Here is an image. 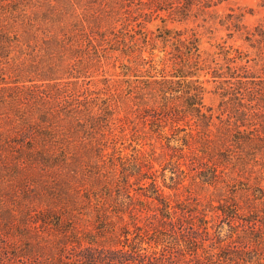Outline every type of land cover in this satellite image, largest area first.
<instances>
[{
	"label": "rangeland",
	"instance_id": "obj_1",
	"mask_svg": "<svg viewBox=\"0 0 264 264\" xmlns=\"http://www.w3.org/2000/svg\"><path fill=\"white\" fill-rule=\"evenodd\" d=\"M229 9L234 10V17L243 15L241 26L252 29L264 16V0H229L216 7L210 17L198 16L181 23H164L166 15L160 11L145 22L153 43H144L136 36L130 54L114 51L110 58H99L98 63H90L91 68L86 66L87 75L82 72L84 65L75 67L78 75L73 73L74 80L65 76L43 79L48 77V66L34 59L36 64L26 63L24 80L0 82L2 264L45 262L48 252L44 251L45 234L39 218L42 212L50 214L52 210L63 214L61 221L69 241L84 242L94 237L89 240L96 241L92 245L95 253L117 248L111 243L116 242L111 229L122 241L123 227L130 231L129 240H134L139 231L155 226L152 218L161 207L162 197L170 201L174 220L191 225L194 232L203 231L196 224L205 221L211 240L226 237L229 226L249 231L258 228L249 222V215L264 212V118L254 117L251 113L257 112L258 106H251L264 96V73L251 67L256 57L246 45L245 35L223 24ZM165 25L171 31L186 29L184 39H191L193 33L199 40L198 59L193 70H187L193 74L190 80H161L165 72L175 76L173 66L180 56L175 51L174 34L166 41L161 38ZM30 49L26 58L35 55ZM185 52L182 48L181 53ZM244 54L242 65L255 73V80L233 78V68L240 64L229 61ZM129 62L138 67V80L135 74H121L120 66ZM163 69L165 72L160 71ZM147 81L153 85H146ZM168 81L173 82L171 90L162 87ZM244 81L249 85H240ZM57 82L64 84L60 87L70 97L58 93ZM69 82L73 88H68ZM181 82L188 87L191 83L190 93L176 85ZM252 82L260 88L253 96ZM7 89L19 93L14 104L6 102ZM189 94L201 100L200 115L182 118L178 112L186 109ZM164 98L172 113H159ZM63 101L78 105L76 110L84 115L77 121L81 127L68 120V109L57 105ZM242 114H246L244 126L235 120ZM52 127L54 138L46 133ZM186 134H192L193 139L188 138L189 145L183 147L177 138ZM201 134L209 142L207 149L200 142ZM247 135L251 142L235 141ZM59 139L65 140L64 146ZM63 152L70 158L69 175H63L65 167L56 168ZM49 160L52 166L41 171ZM210 169L216 177L201 179ZM195 208L199 213L192 212ZM55 247L54 243L53 250ZM85 247L89 245L68 244L65 254H77ZM231 248L245 254L251 250L243 249V244Z\"/></svg>",
	"mask_w": 264,
	"mask_h": 264
},
{
	"label": "trees",
	"instance_id": "obj_2",
	"mask_svg": "<svg viewBox=\"0 0 264 264\" xmlns=\"http://www.w3.org/2000/svg\"><path fill=\"white\" fill-rule=\"evenodd\" d=\"M82 1L0 0V82L2 80H24L23 74L26 63L33 64L35 63L34 59H37L38 63H46L48 66V77L43 79L56 80L65 76L70 80H74L73 73L75 72L78 75L75 70L76 66L85 65L82 72L87 75L86 66L91 68V64L93 62L98 63L99 58L106 56L110 58L108 55H111L114 51L130 54L136 44V36L141 37L144 43H153V39L149 37V31L144 27L146 20L150 21L151 15L154 13L164 12L166 15L165 20H163L164 23H181L198 16L210 17L215 12L214 9L216 7L224 2H229V0ZM228 11H231V13L223 15V24L227 27L235 28V33L242 32L245 35L244 41L256 57L251 67L253 69L258 68L259 72L264 73V16L252 29H247L239 24L243 15H239L240 20L238 21L239 16H233L235 15L234 10L229 9ZM161 32V38L164 41L171 34L176 36L174 42L177 45V49L175 51L180 55L179 58L173 57L179 59V61L174 62L173 66L175 76L171 78L163 69L160 70L165 72L161 80H190L193 74L187 70H193L196 59H198V38L192 33L191 39H184L187 32L186 29L180 31L173 29L171 31L167 29L166 25L162 27ZM20 36L23 39L22 41ZM26 36L31 38L30 41H27ZM109 37L111 40H109ZM139 41L137 40V42ZM28 48H31L30 52H35V55L32 57L29 55V58H26V50ZM182 48L186 49L185 53H181ZM189 53L191 56L186 57ZM245 58L244 54L242 58L235 57L230 59V63L237 62L240 64L233 68V78L255 80V73L249 72L246 66L242 65ZM88 63L91 64L89 65ZM129 64L120 66L121 74L124 77H128L131 74V76H134L135 74L134 77L138 80L139 77L136 76L138 67L131 66V64H134L133 62H129ZM50 74L51 76H49ZM54 75H58V78H53ZM146 79L151 80L150 78ZM247 82L249 81H244L240 85L247 86L249 85ZM57 83H59L57 84L58 93L70 97L65 89L60 87H65L63 86L64 84ZM147 84L150 87L153 85L148 81L146 82ZM176 85L181 87L182 92L188 89L187 91L190 93L192 89L191 83H189V87L187 83L183 82ZM251 85L250 93L253 96V94L259 92L260 88H257L258 83L252 82ZM172 86L173 82L171 81L162 84L165 90H171L170 87ZM73 87L74 84L69 82L68 88ZM7 91L8 100L6 102L14 104L15 101H18L19 93H14L11 89L10 91L7 89ZM5 98L3 97V101H5ZM187 100L186 109L182 110V112H175H178L182 118L183 115L199 116L202 107L201 100L197 99V95L194 94H189V99ZM63 102L62 105H57L60 106V109L61 106L64 109H68L70 111L67 115L68 120L75 122L81 127L82 124L77 121L80 120L79 117H84V115L79 110H76L78 105L74 101ZM258 102L259 104L251 106L252 108L258 106L256 108L258 109L257 112L255 110L251 114L254 117L264 118V96ZM252 108L249 109L251 110ZM260 110L262 112H259ZM168 112L170 113L171 109L168 105V100L164 98L159 113ZM245 115L237 116L241 119L236 118V124L238 122L241 126H244L245 124L243 123L245 122L242 121V118ZM243 119L245 120V118ZM208 123L206 120L205 126ZM240 125H237L236 128ZM47 130H49L46 132L49 134L48 136L54 138L52 136L54 133L51 132L54 128H47ZM261 131L264 134V129ZM197 133L200 134L201 131ZM188 138L190 140L191 138L193 139V135H182L177 138V141L181 143V146L187 147L190 141H188ZM245 139L247 143L251 142L249 135L243 138L240 136L235 141L239 142L240 140V143H244ZM261 141L263 143L261 146H264V140ZM200 142L207 149L209 142L202 134ZM59 143L64 146L66 142L59 139ZM63 153V155L58 156L56 168L65 167L67 171L63 175H69L72 173L68 165L70 158H68V154ZM52 164L51 160H49V163L47 161L41 171H46V167H51ZM212 169L209 170L210 174L203 172L200 178L204 180L207 175L215 178L216 174H214L215 172ZM128 199L131 200L130 197ZM169 202V200L162 197L160 201L161 207L157 210L155 218H152L157 224L150 226L149 230L139 231L135 235L137 238L134 240H129L130 231L124 229V227L122 228L123 232L120 234L122 241L118 239L116 233L111 229L110 233L113 232V236L116 237V242L111 243L117 248H102V251L97 253L92 247L96 241L89 240L94 237L84 240V242L81 239L69 241L65 234V227H63L65 223L61 221L63 214H58L56 213L57 211L53 210L50 214L42 212L39 223L42 233L45 234L42 238L44 251L48 253L45 255V260H43L45 262H41V264H264V212L260 216L252 213L249 215V222L257 224V229L249 231L239 229L237 228L238 226H229V233L226 237H218L211 240L205 221L202 224H196L203 228V231L194 232L195 230L191 225L185 226L186 224L180 220H174L175 218L172 216L174 211L170 208ZM180 205L179 208H181ZM192 212L199 213V210L195 208ZM222 212L227 214L225 210H222ZM236 212V206H234L233 217L236 216ZM134 230L138 231V226ZM58 236L60 240L57 238ZM197 237L199 238L197 239ZM54 239L56 242H54ZM70 242L78 246L86 243L89 247L83 248L84 250L77 254H65L66 247L71 244ZM54 243L56 247L53 250ZM233 244H243V249L247 250L250 248L251 250L246 254V251L235 252L234 248H231ZM39 249L42 251L41 247ZM0 264H2V261Z\"/></svg>",
	"mask_w": 264,
	"mask_h": 264
}]
</instances>
